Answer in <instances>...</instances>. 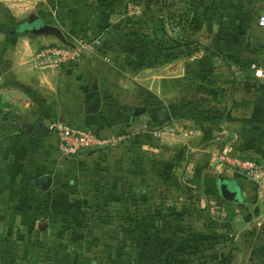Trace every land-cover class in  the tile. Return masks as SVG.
<instances>
[{"label": "crops", "instance_id": "0c3cea01", "mask_svg": "<svg viewBox=\"0 0 264 264\" xmlns=\"http://www.w3.org/2000/svg\"><path fill=\"white\" fill-rule=\"evenodd\" d=\"M10 1L20 17L53 6L76 18L74 43L100 45L39 71L34 55L60 32L0 35V264H264V208L212 167L222 147L264 164V0ZM194 36L200 49L173 44ZM132 40L148 65L134 75ZM194 72L210 85L199 117L183 104L204 96ZM51 120L120 141L65 157ZM220 177L240 203L221 199Z\"/></svg>", "mask_w": 264, "mask_h": 264}, {"label": "built area", "instance_id": "2783aa9c", "mask_svg": "<svg viewBox=\"0 0 264 264\" xmlns=\"http://www.w3.org/2000/svg\"><path fill=\"white\" fill-rule=\"evenodd\" d=\"M257 25L264 29V14L257 19ZM98 39H79L72 46L49 45L37 51L33 58V66L39 71L60 72L72 69L87 55L99 48ZM257 79L264 81V70L254 72ZM47 130L59 140V151L65 157H76L84 152H96L115 147L120 139L104 136L95 128L69 127L60 120H51ZM220 174L232 172L245 178L250 184L252 203L264 208V164L250 158H242L231 153L227 147L219 149L212 164Z\"/></svg>", "mask_w": 264, "mask_h": 264}, {"label": "rangeland", "instance_id": "374dc122", "mask_svg": "<svg viewBox=\"0 0 264 264\" xmlns=\"http://www.w3.org/2000/svg\"><path fill=\"white\" fill-rule=\"evenodd\" d=\"M13 3L14 1H10V0L0 1V35H4L5 33H7V31L22 32L23 29L20 28L21 25L26 23L31 17H37L42 22V24L52 26L53 28L56 29V32L61 33L60 37H62V39L60 38L58 43L53 44V45L72 46L74 44V36L76 35V23L73 20H75L76 18H62V17L57 18L58 14H55V10L53 9L54 8L53 6L49 7L48 9H38L34 14L30 16H23V17L15 16L9 13V8H8V6ZM176 19L178 20L179 18H176ZM255 21L257 22V18L255 19ZM116 25H117L118 31H120V28H123V30L132 29L133 34H135V32L139 29V28L137 29L134 28V26L127 28L126 26H123L120 22L117 23ZM195 25H196L195 18H193V24L191 25V29L193 27V31L195 29ZM191 29H190V32H191ZM177 41H179L180 43L193 42V45H191L193 46V48L200 49L201 47L199 44V40H197L195 36L193 40H190V38H188L186 40H177ZM136 45H137V42L135 40H132V42L129 43V54L131 50L135 52L133 54L134 57L131 56L133 57V59L132 61H130V64L128 66L129 71L132 73V75L136 74L138 69H140V64H136L135 62L138 56L136 52V49H138V47ZM138 45L140 44L138 43ZM193 51L195 52L194 49ZM117 57L119 59V56ZM126 57L127 56H124L123 54L121 56V59L124 60ZM200 77L201 76L197 75V73L194 72L193 78L195 81H194L193 93L201 90L199 93L200 95H204V96H201L200 100L195 99L197 97H194V100L187 102V103H183L186 107V112L191 114L194 117H199V115H201L202 112L207 114L210 108H212V105L210 106V99L206 98V96L208 95L210 96V85L205 82L207 79L202 81ZM211 77L216 80V77H214L213 75H211ZM210 80L211 79H209V81ZM200 118H203V116ZM211 202L214 203L215 201L212 200Z\"/></svg>", "mask_w": 264, "mask_h": 264}, {"label": "water", "instance_id": "95a60500", "mask_svg": "<svg viewBox=\"0 0 264 264\" xmlns=\"http://www.w3.org/2000/svg\"><path fill=\"white\" fill-rule=\"evenodd\" d=\"M22 33L30 34H46L50 32H56V29L52 26L42 24V22L37 17H31L26 23L20 27ZM17 31H10V34L15 35ZM100 107V99L96 98L94 102L88 108V114L94 115L98 112ZM30 129V128H29ZM34 129L27 130L26 133L32 134ZM48 131V130H47ZM49 132V131H48ZM218 194L222 200L228 203H240L242 201L241 193L239 187L233 182H229L224 178L220 177L217 182Z\"/></svg>", "mask_w": 264, "mask_h": 264}, {"label": "trees", "instance_id": "16d2710c", "mask_svg": "<svg viewBox=\"0 0 264 264\" xmlns=\"http://www.w3.org/2000/svg\"><path fill=\"white\" fill-rule=\"evenodd\" d=\"M3 31V30H2ZM7 33H10V31H7ZM173 44L175 45V47L176 48H179V47H182V46H186V47H189V46H191V45H193V42H184V43H180L179 41H175V42H173ZM137 60H138V62H139V59H141V57H142V55L143 54H138L137 53ZM140 64V63H139ZM146 66H148L147 64H142V62H141V64H140V68H142V67H146Z\"/></svg>", "mask_w": 264, "mask_h": 264}]
</instances>
